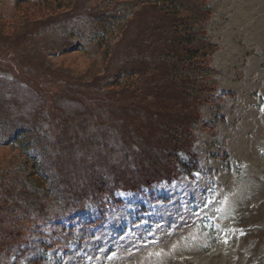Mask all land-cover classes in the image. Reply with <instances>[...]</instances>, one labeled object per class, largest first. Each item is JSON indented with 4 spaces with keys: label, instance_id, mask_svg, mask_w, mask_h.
<instances>
[{
    "label": "rangeland",
    "instance_id": "374dc122",
    "mask_svg": "<svg viewBox=\"0 0 264 264\" xmlns=\"http://www.w3.org/2000/svg\"><path fill=\"white\" fill-rule=\"evenodd\" d=\"M57 1L67 5L50 13L42 2L0 0V195L25 159L6 141L10 123L46 127L66 151L52 168L72 176L53 188L58 198L41 190L43 210L0 206V264H264V0L204 1L213 8L206 33L217 46L211 63L219 91L199 107L198 169L135 186L131 173L153 174L151 159L162 167L166 159L149 144L143 151L136 140L115 141L126 129L137 141L150 131L147 107L117 78L151 70L140 88L154 92L168 70L161 56L172 19L140 4L104 33L98 18L126 1ZM100 1L109 4L100 9ZM169 96L162 88L156 102ZM112 144L122 146L111 163L121 175L109 167ZM89 151L99 171L77 194L75 175L92 170L82 160ZM105 177L112 190L98 195L95 179Z\"/></svg>",
    "mask_w": 264,
    "mask_h": 264
},
{
    "label": "trees",
    "instance_id": "16d2710c",
    "mask_svg": "<svg viewBox=\"0 0 264 264\" xmlns=\"http://www.w3.org/2000/svg\"><path fill=\"white\" fill-rule=\"evenodd\" d=\"M24 1L27 3L36 2V4L42 2V4H45L43 6L44 9L49 12L51 11L50 13L67 5H63V3L57 0L56 2L50 0ZM71 1L72 0L68 1V6H70ZM124 1H126L124 4L125 6L116 5L111 8L109 6L107 7L108 11L98 18L100 27L104 30V33L113 29V27L115 28L116 26L118 27L125 24L127 19H129L140 4L153 5L161 16L172 19L171 25L169 26V29L172 30V36L171 39L163 43L165 49L161 56L168 70L164 73L162 80H158L153 86L154 92L145 94L140 88L142 80L145 76L147 77L152 73L151 70L142 72L126 71L120 75L125 77L119 76V78H117V80L124 79L121 81L122 83L120 86L126 85L128 89H131L137 95L141 103L147 107L145 118H147L146 124H150V131L144 132V130H142L141 135H143V140L137 141V139L140 138H134V135L131 137V135H129V133H131L130 130L126 129L122 138L118 137L120 136L119 133H116L115 141L126 147V145L130 143L126 141L136 140V142H134L135 146L143 151V147L149 144L148 151L155 147L157 148L156 151L153 149L151 152H153L155 156L160 155V158L163 156V159H166L165 166L163 167L161 166L163 163L157 160V158L156 160L153 158L151 159L154 168L153 174L149 175L148 170L145 172L143 169H136L134 173H131V176H134V174L137 175L135 178L130 177L133 178V180L135 179V181H132L134 183L131 186H135L137 183L140 185H148L161 178L169 180L178 170L192 176L193 171L198 169L196 155L192 148L195 142V130L198 129L199 123L201 122L199 107L203 104L215 102L219 91L218 82L215 78L218 71L212 67L211 63V56L217 49V46L206 33L207 22L212 15L213 8L205 4V0ZM99 3L97 6L100 9L102 8V3L109 4V2L105 1H100ZM110 13L113 15L107 17ZM105 19H108L109 22L105 21ZM161 42L163 41L161 40ZM162 88H166L167 93L172 96H169L166 101L157 103L156 96ZM156 109H158L159 112ZM153 112L159 113L158 116ZM10 124L9 128L12 130L7 133L6 141L20 147L25 159L21 165L16 166L14 175L10 176L8 188L2 187L3 191L0 195V206H2L3 210H7L10 205L11 207L9 209L11 210L25 208L26 210L31 209L33 211L38 209L43 210L44 197L41 194V190H44V187L47 186L46 190L54 194L50 196V193H48L49 195L47 194V196H49L50 199L58 198L61 196V193L56 192L55 194L53 188L61 185L63 180H69L72 177L71 170H69V172H67L68 170L63 172L64 169H62V167V172H56L57 170L55 169L56 171H54L52 168V166L61 167V161H63V156L66 151L58 148L59 142L54 141V139L49 136L44 126H29L21 123ZM3 125L5 127L6 123H3ZM159 136L165 139V143L161 145V147L157 142H155L156 144L153 142L154 138L156 139ZM146 138L149 140H146ZM115 145L116 144L111 145L109 149L111 155L108 156L107 159L110 162L109 167L113 169L112 172L118 173L119 171L115 166L113 167L112 164L115 162L116 156L120 154L119 150H121L122 146L118 144L116 148H114ZM34 148L37 149V151H34ZM129 154L130 152L122 154L124 156L123 160L128 161ZM184 155L188 157V160L183 159ZM94 157H96L94 151L86 152L85 157H83L84 159H82L84 160V165L88 168H92V166L96 165L98 167L100 164H93L92 162ZM190 165H193V167H190ZM69 166L70 165H68V167ZM93 168L92 170L87 169L82 172L80 171L78 176L75 175L74 178L76 181L74 184L78 187L86 184L89 177H91L94 172L99 171L93 170ZM3 174L4 176L8 175L6 173ZM111 174L116 175V173ZM58 175L60 177H58ZM117 175H121V173ZM97 179L98 178L95 179V184L98 191H96V193L98 195H100L99 191L103 192L107 190L108 192V190H112L108 189V186H106L107 184H105L110 182V178L105 177L102 181H99L100 178L98 181ZM2 180L4 179L2 178L1 181ZM86 189H89L88 186L81 188V190L77 191V194L83 193ZM61 192L63 195V192L73 193L72 190H61ZM9 202L10 204L7 205Z\"/></svg>",
    "mask_w": 264,
    "mask_h": 264
}]
</instances>
